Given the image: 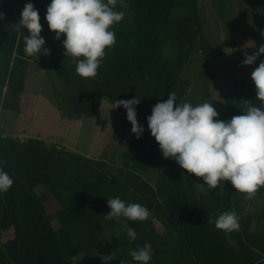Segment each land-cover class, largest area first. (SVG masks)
Returning <instances> with one entry per match:
<instances>
[{
    "label": "trees",
    "instance_id": "obj_1",
    "mask_svg": "<svg viewBox=\"0 0 264 264\" xmlns=\"http://www.w3.org/2000/svg\"><path fill=\"white\" fill-rule=\"evenodd\" d=\"M117 10L124 11L125 18L114 26L116 44L106 49L94 79L76 73L75 63L65 57L53 31L49 62L73 87L70 106L78 115H93L103 97L113 105L116 100L140 98L137 118L145 131L122 154V165H131L139 173L122 168L119 180L101 160L75 156L38 137L22 140L0 134V160L14 180L0 196L2 264H55L58 256L62 264H77L81 255L92 264H104L102 257L109 254L114 259L107 264H134L130 250L145 243L152 245L151 264H264V230L253 229L256 216L243 213L240 195L229 186L200 191L194 174L162 156L147 127L152 107L167 100L170 92L181 103L189 86L180 78L184 61L190 52L207 47L198 0H124ZM0 12L5 13L0 20V106L8 109L17 104L34 57L24 52L23 35L9 0H0ZM168 41L175 43V50L173 56L164 57L162 49ZM257 44L264 45V40ZM255 96L254 83L239 80L233 94L225 96V111L219 119L242 114L245 101L261 106ZM164 165L170 167L155 184L144 178L151 168ZM12 170L28 182L34 195ZM255 195L262 204L258 218H264V186ZM117 196L144 205L149 218L143 222L106 219L107 199ZM229 210L240 217L238 231L226 233L209 223ZM154 220L164 232L158 231ZM127 227L136 230L135 241L129 240ZM103 231L108 232L107 238Z\"/></svg>",
    "mask_w": 264,
    "mask_h": 264
},
{
    "label": "clouds",
    "instance_id": "obj_2",
    "mask_svg": "<svg viewBox=\"0 0 264 264\" xmlns=\"http://www.w3.org/2000/svg\"><path fill=\"white\" fill-rule=\"evenodd\" d=\"M124 0H50L44 19L55 39L61 41L65 57L75 63L76 73L82 78H95L102 67L106 49L116 44L114 26L122 22L125 12L117 10ZM5 13L0 12V20ZM17 30L27 29L24 35V52L29 57L47 54L45 38L41 35L43 26L39 10L29 0L21 11ZM63 36V39L61 37ZM257 51L243 52L241 65L251 66L264 54V45ZM256 89L255 98L261 106L245 101L242 114L229 120L219 119V112L211 102L193 105L178 102L175 92L168 99L157 102L147 116V127L159 145L162 156L174 160L188 174L203 179L210 190L224 186L226 181L240 193L251 198L264 186V61L251 73ZM141 102L137 96L116 100L111 109L123 107L131 123V132L139 139L145 131L138 122L136 106ZM5 161L0 160V196L7 193L14 180L5 170ZM110 211L108 220L143 222L150 211L140 203H131L120 197L108 198ZM240 217L234 210L224 211L209 223L226 233L238 231ZM130 241L137 239L134 228L127 227ZM152 245L130 250L134 264H151ZM114 259L113 254L104 255V264ZM123 264V262H121Z\"/></svg>",
    "mask_w": 264,
    "mask_h": 264
},
{
    "label": "rangeland",
    "instance_id": "obj_3",
    "mask_svg": "<svg viewBox=\"0 0 264 264\" xmlns=\"http://www.w3.org/2000/svg\"><path fill=\"white\" fill-rule=\"evenodd\" d=\"M9 1L18 22L29 0ZM31 2L39 10L43 26L41 35L45 38L48 52L41 54L39 59L34 57L30 62L25 74L24 89L15 107L7 109L0 106V134L22 140L38 137L75 156L101 160L107 172L119 180L122 168L127 172L139 173L131 165H122V154L135 138L131 132V123L126 118V109H111L114 105L103 97L93 115H78L74 112L70 106L74 89L55 73L49 62L51 32L44 17L50 0ZM198 11L207 47L190 52L184 61L180 78L189 86L181 103L196 105L211 102L220 117L225 111V96L233 94L239 80L254 83L251 73L264 61L261 55L254 65H241L243 52L251 54L257 51V41L260 38L264 40V0H198ZM21 31L28 35L27 29L22 28ZM174 50L175 43L168 41L162 54L164 57L173 56ZM137 119L141 124L140 119ZM169 167L164 165L151 168L144 174V178L155 184ZM195 179L199 190L207 191L208 186L203 184V179L196 176ZM225 186L240 195L244 214L252 213L256 216L252 221L253 229L264 230V218H258L262 214L260 198L255 194L247 198V194L238 192L229 181L220 188ZM56 208L57 204L54 203L53 209ZM154 222L160 233L165 231L158 221ZM52 224L56 227L57 221L54 219ZM103 235L106 237L108 232L103 231ZM75 262L92 264L83 255Z\"/></svg>",
    "mask_w": 264,
    "mask_h": 264
},
{
    "label": "water",
    "instance_id": "obj_4",
    "mask_svg": "<svg viewBox=\"0 0 264 264\" xmlns=\"http://www.w3.org/2000/svg\"><path fill=\"white\" fill-rule=\"evenodd\" d=\"M74 160H76V161H82V159H79V158H74ZM12 172L14 173V175L16 176V178L23 184V186L26 188V190L28 191V193L31 194V195H34V192H33L32 188L30 187V185L28 184V182L25 179H23V177H21L14 170H12ZM0 264H2L1 257H0ZM55 264H62V261H61V257L60 256H58Z\"/></svg>",
    "mask_w": 264,
    "mask_h": 264
}]
</instances>
